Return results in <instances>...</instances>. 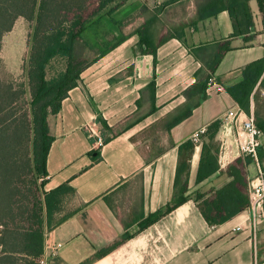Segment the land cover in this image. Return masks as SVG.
<instances>
[{
	"label": "crops",
	"instance_id": "crops-1",
	"mask_svg": "<svg viewBox=\"0 0 264 264\" xmlns=\"http://www.w3.org/2000/svg\"><path fill=\"white\" fill-rule=\"evenodd\" d=\"M204 1L125 0L106 18L110 25L121 22L120 29L126 30L122 40L90 60L78 86L47 119L53 141L44 190L66 185L71 191L62 195L53 220L58 223L45 232L44 250L50 253L46 264H80L118 241L124 223L162 208L173 195L179 145L239 107L226 91L212 93L187 118L168 128L188 102L183 93L196 83V71L205 69L218 48L229 45L212 74L224 87L239 82L247 64L264 58V28L256 0L248 1L251 25L241 17L240 24H234L226 11L200 20L198 7ZM142 31L145 43L157 46L155 66L151 55L138 52ZM153 80L152 101L147 86ZM260 81L251 96L250 114L264 122ZM98 117L110 130L103 129ZM97 136L103 140L98 148ZM232 137L224 156L218 154L219 169L199 184L202 142L194 146L188 195H209L229 183L225 168L240 156ZM217 139L220 151L221 127ZM260 146L264 153V136ZM258 166L248 165L250 179ZM135 231L134 225L129 240L91 264H264V213L255 233L246 210L222 224L208 225L189 199Z\"/></svg>",
	"mask_w": 264,
	"mask_h": 264
},
{
	"label": "trees",
	"instance_id": "trees-1",
	"mask_svg": "<svg viewBox=\"0 0 264 264\" xmlns=\"http://www.w3.org/2000/svg\"><path fill=\"white\" fill-rule=\"evenodd\" d=\"M248 1L205 0L198 7V18L201 20L226 11L234 24L239 25L241 17L251 25ZM256 1L264 28V0ZM124 2L125 0H0V55L2 38L12 30L18 19L33 23L26 68L21 81L17 85L0 78V264H37V259L43 253L45 232L58 223H54V215L60 211L62 195L71 189L62 185L49 192L44 190L46 160L53 141L47 119L49 115L59 112L62 101L68 97L71 89L78 86L80 74L89 64L81 61L80 45L86 49L85 38L91 34L90 30L96 29L103 18H111ZM144 35V31L140 32L138 52L151 55L155 66L157 46L145 43L147 40ZM121 40L122 37L113 45L104 47L97 56H103ZM228 50L229 45L226 43L213 52V60L204 65L207 74H204L201 67L196 71V83L183 93L188 102L183 111L173 117L168 128L187 118L192 108L206 98L207 80L213 77L215 68ZM58 57L65 59V69L55 79L47 80L46 68ZM259 81L263 85L264 58L247 64L242 69L241 80L224 88L239 108L250 114L251 96ZM147 88L152 92L153 101L154 80ZM253 117L264 136V122L256 114ZM98 121L104 130H110L102 117H98ZM220 125L218 120L206 127V133L202 137L196 184L219 169L217 136ZM107 141L108 139L105 140ZM193 149L194 145L190 140L178 147L171 200L138 221L124 223L125 231L118 241L80 264H91L102 258L133 236L131 229L134 225L135 233L142 231L189 199L194 201L208 225L222 224L246 210L251 202L247 167L255 162L254 158L240 154L225 168L230 178L229 183L209 195L194 193L190 196L188 170ZM256 157L260 169L264 171L261 146L256 150Z\"/></svg>",
	"mask_w": 264,
	"mask_h": 264
},
{
	"label": "built area",
	"instance_id": "built-area-1",
	"mask_svg": "<svg viewBox=\"0 0 264 264\" xmlns=\"http://www.w3.org/2000/svg\"><path fill=\"white\" fill-rule=\"evenodd\" d=\"M225 91L224 86L219 83L215 77H210L207 80L205 89L206 95L212 93H222ZM221 134L223 140L221 142L219 156H224L227 144L232 135V139L235 142L236 147L240 154L249 155L254 158L256 164V150L260 146V138L262 133L256 126L254 117L252 114H246L239 107L230 109L227 111L225 119L221 121ZM206 133V127H201L192 133L190 141L194 146H199L202 142V137ZM232 134V135H231ZM94 145L98 148L103 144L101 137H95ZM248 192L251 199L250 205L246 208V211L250 218L251 230L256 232V224L258 220L263 217L264 213V171L258 166L257 174L249 180ZM56 249H53L55 252ZM50 253L43 249L42 255L37 259V264H46L47 258Z\"/></svg>",
	"mask_w": 264,
	"mask_h": 264
},
{
	"label": "rangeland",
	"instance_id": "rangeland-1",
	"mask_svg": "<svg viewBox=\"0 0 264 264\" xmlns=\"http://www.w3.org/2000/svg\"><path fill=\"white\" fill-rule=\"evenodd\" d=\"M32 22L19 19L14 28L8 32L2 39L1 59H0V78L5 81H11L18 85L21 81L26 68L27 54L29 50V36L31 33ZM110 21L103 18L100 24L91 34L86 36L87 48L80 45L81 61L87 64L104 47H108L120 38L124 29H120L121 22L110 25ZM79 48V49H80ZM66 61L64 58H55L46 68L47 80L55 79L65 69ZM17 88V86H15ZM143 150V149H142Z\"/></svg>",
	"mask_w": 264,
	"mask_h": 264
}]
</instances>
